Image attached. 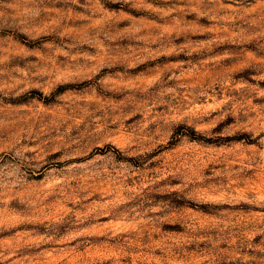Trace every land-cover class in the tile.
Masks as SVG:
<instances>
[{"label": "rangeland", "instance_id": "1", "mask_svg": "<svg viewBox=\"0 0 264 264\" xmlns=\"http://www.w3.org/2000/svg\"><path fill=\"white\" fill-rule=\"evenodd\" d=\"M0 264H264V0H0Z\"/></svg>", "mask_w": 264, "mask_h": 264}]
</instances>
